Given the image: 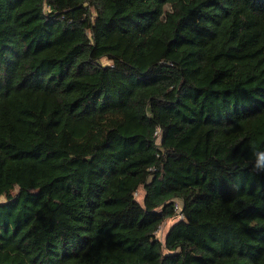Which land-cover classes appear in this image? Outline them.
Instances as JSON below:
<instances>
[{"label":"trees","instance_id":"obj_1","mask_svg":"<svg viewBox=\"0 0 264 264\" xmlns=\"http://www.w3.org/2000/svg\"><path fill=\"white\" fill-rule=\"evenodd\" d=\"M1 197L0 264H264V0H0Z\"/></svg>","mask_w":264,"mask_h":264},{"label":"rangeland","instance_id":"obj_2","mask_svg":"<svg viewBox=\"0 0 264 264\" xmlns=\"http://www.w3.org/2000/svg\"><path fill=\"white\" fill-rule=\"evenodd\" d=\"M101 62L103 64L109 63V61L106 58H103L101 60ZM137 198L140 202L143 201V196H144V190L142 188H140L139 192L136 193ZM5 200V197H1L0 201ZM180 217H175V218H171L168 219L166 221H164V223L160 226L159 230L157 231L156 235L158 238H160L161 240H164L166 237V234L168 232V230L170 229V227L179 220Z\"/></svg>","mask_w":264,"mask_h":264},{"label":"built area","instance_id":"obj_3","mask_svg":"<svg viewBox=\"0 0 264 264\" xmlns=\"http://www.w3.org/2000/svg\"><path fill=\"white\" fill-rule=\"evenodd\" d=\"M176 208L181 209V204L179 202L176 203Z\"/></svg>","mask_w":264,"mask_h":264},{"label":"crops","instance_id":"obj_4","mask_svg":"<svg viewBox=\"0 0 264 264\" xmlns=\"http://www.w3.org/2000/svg\"><path fill=\"white\" fill-rule=\"evenodd\" d=\"M137 193V192H136ZM180 204H181V202L180 201H178Z\"/></svg>","mask_w":264,"mask_h":264}]
</instances>
